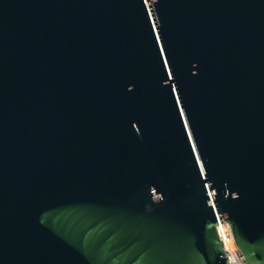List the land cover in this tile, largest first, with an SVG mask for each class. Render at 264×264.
Instances as JSON below:
<instances>
[{
	"label": "water",
	"instance_id": "1",
	"mask_svg": "<svg viewBox=\"0 0 264 264\" xmlns=\"http://www.w3.org/2000/svg\"><path fill=\"white\" fill-rule=\"evenodd\" d=\"M264 264V0H0V264Z\"/></svg>",
	"mask_w": 264,
	"mask_h": 264
},
{
	"label": "built area",
	"instance_id": "2",
	"mask_svg": "<svg viewBox=\"0 0 264 264\" xmlns=\"http://www.w3.org/2000/svg\"><path fill=\"white\" fill-rule=\"evenodd\" d=\"M217 231L219 238L223 240V249L228 257L227 259H229V263L250 264L237 245L230 224L225 220L217 223Z\"/></svg>",
	"mask_w": 264,
	"mask_h": 264
},
{
	"label": "bare ground",
	"instance_id": "3",
	"mask_svg": "<svg viewBox=\"0 0 264 264\" xmlns=\"http://www.w3.org/2000/svg\"><path fill=\"white\" fill-rule=\"evenodd\" d=\"M226 221V220H225Z\"/></svg>",
	"mask_w": 264,
	"mask_h": 264
}]
</instances>
